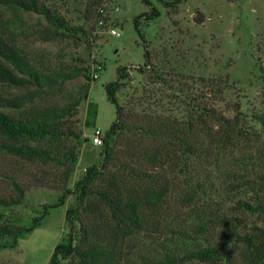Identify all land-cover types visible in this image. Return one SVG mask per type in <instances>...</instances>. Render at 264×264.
<instances>
[{
  "label": "trees",
  "instance_id": "1",
  "mask_svg": "<svg viewBox=\"0 0 264 264\" xmlns=\"http://www.w3.org/2000/svg\"><path fill=\"white\" fill-rule=\"evenodd\" d=\"M49 1L0 0V8L11 7L38 16L43 24L37 38L46 42L79 41L89 34L83 27L69 24L57 3L83 15L93 24L90 30L105 22L103 0H53V6ZM141 2L150 5L148 0ZM183 2L174 0L172 5ZM158 17L154 8L140 14L134 19L136 32L140 33V18L151 21ZM4 29L0 16V86L25 92L0 95V155L42 165L57 163L64 167L58 206L65 203L67 195L76 196V205L65 214L70 231L55 246L48 264H264V176L240 179L225 170L218 173L220 184L214 185L205 165L217 162L246 134L238 118L240 109L232 110L230 117L216 106L222 101L226 82L202 79L206 92L187 103L191 108L184 122L149 120L137 125L140 128L133 127L138 133L131 138L142 144L139 148L119 149V141L126 139L122 133L129 129L120 119L121 107L115 97L125 76V68H119L117 80L104 87L107 101L115 107L116 119L102 139L103 160L99 166L88 167L70 190L66 182L77 154L69 149L59 151L56 145L66 137L64 130L84 94L63 104L36 103L82 75V71L33 64ZM144 58L148 62L146 47ZM83 72L84 78H91V71ZM257 121L264 135V115ZM143 138L147 144L142 143ZM0 172L6 181L0 207L21 205L31 182L13 168L1 166ZM250 217L260 221L261 226L248 224ZM40 222L37 219L30 227L0 223V249L14 248L18 239ZM161 234L170 235L169 244H165L166 237L160 240ZM136 236L142 242L128 246ZM197 241L204 242L205 247L187 250L188 244ZM156 247L161 249L160 256L143 254L156 253Z\"/></svg>",
  "mask_w": 264,
  "mask_h": 264
},
{
  "label": "rangeland",
  "instance_id": "2",
  "mask_svg": "<svg viewBox=\"0 0 264 264\" xmlns=\"http://www.w3.org/2000/svg\"><path fill=\"white\" fill-rule=\"evenodd\" d=\"M148 1L149 6L141 0H103L105 22L95 24L93 30H90L93 24L84 20L83 15L57 3V9L69 24L88 31L79 41H40L37 31L43 21L38 16L11 7L0 8L5 34L23 49L33 64L82 71V75L36 103L37 106L57 101L63 104L84 94L76 115L69 119L68 129L64 130L66 137L56 145L59 151L69 149L77 154L66 188L73 190L85 170L99 166L103 160V144L94 146L91 140L94 130L105 134L116 119L115 107L107 101L104 87L117 80L119 68H125V76L115 97L121 107L120 119L129 127L122 133L126 139L119 141V149L139 148L142 144L131 136L138 133L134 129L140 128L137 125H145L149 120L184 122L191 108L187 103L193 96L200 97L201 92H206L201 80L221 79L227 88L216 106L230 117L232 110L240 109L238 118L246 134L217 162H206L212 183L219 185L218 173L225 170L240 179L264 176V135L257 121L264 115V0H185L178 5H172L174 0H163L168 5ZM49 4L53 6V0ZM152 8L159 12V17L138 20L140 37L134 19ZM111 30L119 32V36H113ZM95 65L102 66L98 78H84L83 70L91 71ZM24 92L0 86L1 96ZM142 143L147 144V139L143 138ZM1 166L21 171L22 179L32 186L21 205L0 207V223L30 227L37 219L41 222L18 239L14 248L0 249V264H48L55 246L70 231L66 211L76 205V196L67 195L65 203L58 206L64 167L57 163H29L9 155H0ZM5 186L0 172V193L6 190ZM246 222L261 226L252 217ZM73 228L76 231L75 224ZM163 237L165 244H169L170 235L161 234L160 240ZM141 242L142 238L136 236L128 246L135 247ZM204 247V242L197 241L188 244L187 250ZM154 249L156 253L143 254L160 256L161 249ZM129 257L132 259L131 254Z\"/></svg>",
  "mask_w": 264,
  "mask_h": 264
},
{
  "label": "built area",
  "instance_id": "3",
  "mask_svg": "<svg viewBox=\"0 0 264 264\" xmlns=\"http://www.w3.org/2000/svg\"><path fill=\"white\" fill-rule=\"evenodd\" d=\"M110 32L113 36H116V37L119 36V32H117L116 30H111ZM101 70H102L101 65H95L91 69V79L92 80L97 79L98 74ZM103 137H104V133H102L99 129L94 130V133L92 135L91 144L94 146H100L102 144Z\"/></svg>",
  "mask_w": 264,
  "mask_h": 264
}]
</instances>
